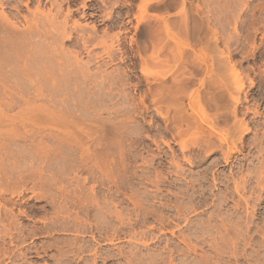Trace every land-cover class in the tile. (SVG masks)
<instances>
[{"label":"rangeland","instance_id":"1","mask_svg":"<svg viewBox=\"0 0 264 264\" xmlns=\"http://www.w3.org/2000/svg\"><path fill=\"white\" fill-rule=\"evenodd\" d=\"M45 1L46 0H42V4L40 3L39 5L35 3V1H33L29 4L30 11L26 9L23 4H21L23 6H20V4L18 5V7H21L18 8L19 12L14 10V8L12 9V5V7H10V5L8 4L2 6V9H4L6 13L13 15L14 18H12L10 15L8 16H10L11 21L14 20V24L19 27L20 30L18 29V27L14 28L15 30L17 29L16 32L18 33H21V30L23 32L27 31H25V28L27 29L28 23L25 22V19L23 20L22 16H24L25 18L28 17L29 20L28 18L27 20L29 22H31V20L33 22H40V20H36L38 19L36 16L39 17L40 15V19L43 18L42 15H44L45 13H52L53 15H55V17L51 15L53 16L52 21L55 27L61 29L60 26L65 24V28H67V30L72 28V31L69 30V32L70 36L73 37V39L71 37L72 40H65V37L61 38L60 40L59 36L54 35V33L57 34V31L59 29L57 31L56 29H50L51 31L49 30L50 32L48 34L45 32L48 30L46 28V25L43 24V27H41L42 23L40 24L38 22V25L40 24V27L38 28L41 30V32H38L37 35L43 33L42 36L41 34L39 35V37L41 36L42 39L41 37L35 38V36H33V39H35L36 42L32 41L33 39L31 38L32 40L30 39V41L21 44V46L22 48L23 45H25L24 47H27L26 44L29 45L28 42H33L35 43L34 46L39 45L38 49H36V46L33 47L38 50L37 52H39V54L41 55L40 50L43 51L45 48L43 50L40 49V45L42 44L44 47H46L45 44L48 45L47 47H50V49H47L46 47L45 52H43L44 54L42 53V56L44 55L43 58L47 57L46 59H48L47 54H51L49 55V61L45 58L39 60L41 56L37 54V52H34L36 50L32 51V49H34L32 48V43V45L29 46L28 49L31 51V54L33 52V54H37H35V56H33V54L31 55L33 56V59L36 58L35 61L31 58L32 62H30L29 55V61H25L27 62L26 64H28V66L20 63V67H18V62H21L23 60H11V62L15 63V66L18 64L17 67L21 68L22 70L25 66H27L25 68L29 67V69H31L30 65L33 64L34 67H31H33L34 71L39 69L40 75V71H44V69L47 70L46 72H43L44 74L41 75V79V76L38 74V70L35 73L32 72L34 75H36L37 73L35 77H37L38 75L40 76L37 77V79L39 78V80L36 79L35 81H38V83H40L43 88L41 89V97L43 98L40 97L38 99V102L34 101V90L33 88L31 89L28 85H25L27 84L25 82V79H21V82L23 83L22 88L26 89L22 90V92L25 93L26 91L27 93L28 90H30L29 92L33 90V93H31V95L30 93H25L24 95L21 91H19L21 93H19L18 90L15 91L16 88L14 89V85L12 86L10 91H8V89L6 88L7 85L6 87L3 85L5 87H3L4 89L2 88V86H0V88L2 89L0 90V94L2 95L0 96L1 100L7 97L6 94H12L15 91V94H12L14 96L13 100L16 98V93H18L21 96L23 95V97L18 95V98L20 97V99L22 98V100L26 99V101L30 99L29 101H27V104H30L28 102L32 100L31 103H36L34 106L38 105V103H41V107H43V105H45L44 97L46 96L47 98H45V103L47 105L45 106L49 107V104L51 106L49 107L50 109L45 107L46 109H48L47 113H42L44 112L43 109L42 111H39V109H37L39 112L35 110L37 113L33 111L35 114L31 116H28V113L25 112V114L23 112L24 115L20 114L23 124H21V121H19L18 119L14 120V118L11 119L14 122H10V119L8 118V125L6 124L8 119L4 120L5 122L2 120L3 123L9 127H11V124H14L15 122L16 126L18 124L23 125H18L19 128L21 127L20 129H18L16 126L15 128L18 129L20 137L24 139H20L19 136H15L14 134L13 135L15 137H12V134L9 130H12V128H7L8 131L6 130V135L11 134L8 135V137L6 135L3 136V133L6 132H3L5 130L4 128H2V130L4 129L2 131L3 133L0 132L2 134L1 137H5L0 138V143L2 142V140L6 142V144L2 142L3 144H5L4 147L2 144H0L3 147V149L1 150L4 151H0V157H2V154H4L3 159L1 160L0 158V169L2 168L4 172L9 171L8 174L10 176V179L8 177L7 179L5 178L7 181H10V183L7 182L8 187H4L5 190L2 193L3 196L2 199H0V203L6 202L7 204L5 203V206L12 207L11 205L16 202L13 205V209L17 211V208L20 207L19 209L23 210V215L21 213V215L18 217V220H20L21 223L20 225L23 228V235H26L24 236V238L26 237L24 239L26 241V243L24 242L26 245H23V249L26 250V248L28 247L32 248L33 246L34 248L36 246L39 251V255L43 254L41 257L33 256L25 259L27 261H24V259H22V261L20 259L18 260L19 263H16L20 264L21 262V264H62L63 262V264H67L68 262V264H70L75 259L74 263L83 264V261L85 259V262L88 261L87 264H89L90 262L93 263V261H95L93 264H103V262H106L107 264H125L126 260L125 257L122 258V255H127L129 254V252H137V254L135 253V255L137 256L135 260L136 262L140 260L137 262L140 264H264V239L261 238L262 236L264 238V39L263 41L260 40L261 34L258 33L257 38L254 42L256 48H253L252 44L248 43V41L244 38L247 34L246 29L244 28V30L242 29L243 27L238 25L240 26L238 27L239 34L243 37L238 40L235 39L229 41L228 45L225 44V41L223 43V40H226V36L228 35V33L229 35L232 34V36L234 37L236 36L233 30L234 23H232L234 22L233 20H235V18L232 20L229 19L227 21V18L223 17L222 15L227 14L228 11L235 14H238L239 11L240 14L243 13L244 11L238 9V5H241V3L239 4L237 0L236 2L238 3V5L233 0L232 2L234 3H232L231 0H210L211 2H209V0H187L188 2L186 1V3L184 4V6H186H181L183 7L184 11H182L183 9L181 10L180 6H177L175 8L168 9L167 13L163 11L165 13L164 15L162 11H158L152 8H148L147 11L146 9L144 10L143 8H139L140 0H56L58 2L57 4L55 3L56 5L52 3L53 6L48 1ZM246 1L247 0H245V2ZM259 1L260 0L247 1L248 9L243 8V10H246L245 13H243L245 18L246 15L248 17V14H250L251 12L249 8L253 7L252 5ZM59 3L61 6L59 5ZM224 3H226L227 6ZM54 5L56 6V8L60 6L58 10L62 11H55L56 8ZM7 6L10 7V10ZM194 6H196V9L198 7V9L204 14H199L197 12L198 9L195 10ZM4 7H6V9ZM37 7L38 11L36 10ZM186 7L188 11H191V9L194 10L189 13L188 11H186ZM222 7L224 10H226L227 13L222 9ZM2 9L0 7L1 11H3ZM34 10L36 11L34 12ZM141 10H144V12H141ZM1 11L0 13L5 14V11ZM31 11H33L34 13ZM40 11H42V14H40ZM180 11L189 13L190 15L186 14V16L184 13L181 14ZM194 11L197 13L198 17H196L197 15L193 13ZM214 11L216 14L214 13ZM32 13L36 15L34 16V18L36 19H30L33 16ZM191 13L194 17H192L194 21H191L192 19L191 17H189L191 16ZM213 13L215 15H213ZM64 14L68 17L64 18ZM179 14L180 17L183 14L185 15L184 18L189 17L188 19L186 18L185 22H182L184 21V19L181 21L184 24L187 23V20L191 21L187 23V26L189 28L194 25L198 30L197 26H201L204 24L203 27H200V31L198 30V32L196 31V33L193 34L197 36V38L199 37L200 40L191 34V30L190 33L188 32L189 28L186 26V24L183 25L188 28V30L186 31L187 33L185 32V34H183V31L181 32L182 24L180 25V30L178 29L180 32L176 34L174 33L177 31V28H179V26L177 25V23L180 21V17L178 16ZM206 14L208 15V17L212 18L209 19ZM210 14L213 16H210ZM14 15H16L17 18ZM155 15H157V17ZM161 15L166 16L169 19L167 22L169 26L167 28H165L163 25H161L162 23L160 24L159 22L160 19L158 18V16L161 17ZM216 15L218 18H220L219 21L216 18ZM214 17L217 19L216 21H214ZM222 17L225 21L223 19L221 20ZM182 18L183 17H181V19ZM16 19L18 20V22ZM207 19L209 21H207ZM169 22H171L172 24ZM74 23L78 24L76 30L74 28ZM162 26L165 28V32H162L164 31V29H162ZM207 26L209 29L207 28ZM172 27H174L173 30L175 31L171 29ZM151 28H153L154 30H152ZM183 29L184 31L186 30L185 28ZM155 30L163 33L159 34L161 35V38H168L167 40L170 41L167 42L165 39V41L167 42L166 43L164 40L159 38L160 36H156L158 39L162 40L161 42L164 41V43L162 44H169L168 47H171L173 49L172 50L170 48V51L172 53H169L170 51L168 52L166 50L168 49L167 46H163L161 44L162 48H166L165 50L163 48L164 52L159 51L158 56L162 55L164 57L163 54L168 56H165V59H163L162 56L158 59H163V61L168 64L167 66L163 61H157L158 59L156 57L158 56H155L157 54L153 55V52L151 53L152 47H149L150 43L148 40L150 38L149 36L152 35ZM261 30L263 31L264 29L261 28ZM262 31L260 32L264 33ZM199 32L203 36L197 35V33ZM156 33L158 32H155V34ZM164 33L167 34V37H165ZM188 33L190 37L188 35L186 36V34ZM210 33H212V41L215 40L213 38V34L215 33L218 39H216L217 41H214L215 43L213 42V44L211 40L209 42V35H211ZM50 35L51 37L52 35L57 36L55 37V39L54 37H48L49 40H54L50 41L51 43L47 38V36ZM220 35H222L223 37H221ZM79 36H81V38ZM82 36L84 38L86 37V40H88H85V44L84 41L82 43ZM204 36H206V38ZM218 37H220V39L222 40H220ZM204 38L206 40L208 38V43L206 42V40L203 41ZM56 39L57 42L55 41ZM45 40L50 44H48ZM196 40L197 42L199 41L200 44L193 42H196ZM146 41H148V43ZM37 42L38 45L36 44ZM52 42L55 43L53 44ZM146 43L148 44L147 49L143 48L144 44ZM51 44L52 46H50ZM111 44L114 45L113 48L109 47ZM22 48L17 51L21 54H27L29 50L24 51L25 49L23 48L22 52ZM217 48H219L220 51H224V53H226L220 54L222 52H219ZM46 50L50 53H47ZM228 51H230L229 54ZM219 56H221V59L227 56L225 58V63L231 60L229 62L230 68L231 64H233L232 66L235 67V70L233 68L229 69V66H227L228 64L225 65L224 62H222L224 60L223 59L220 60L221 63L225 66V69H223V71L226 72L229 69V73H232L234 77L235 73H233V71H237L239 69V75L241 73L239 77L243 81L242 91L239 94L241 103L236 104V107L238 106L237 117L243 118L244 122L248 124L246 125L249 127V130L246 133H242V136L240 135L241 140L237 142H235V139L239 136V131L238 133L237 131H235L234 133L232 132L233 128L231 131V128L227 127L231 126V122L229 123V121L233 120H228L229 124L226 123L227 121L222 124L221 120L223 118L220 119L217 114L218 111L216 112V109H219V104L217 105L216 102L222 104L220 106L221 109L223 106H228V102H230L231 98H229L227 93L232 91L231 88V91L228 90V84L232 87V85L236 83L235 77L234 79H230L232 77H230V74L227 73L228 71L226 72L227 75L223 74V76L222 73L224 72L222 71V73H220V70L218 71V68L215 64L217 63L216 61H218L217 59H220ZM37 57H39V61H37ZM141 58H143L144 62ZM145 58L147 60L149 58V60L147 61L145 60ZM172 58L175 59V61ZM227 58L229 60H227ZM51 59L54 63L56 62V66L50 65L52 68L50 66L48 67V62H51L50 64H53L52 61H50ZM42 60L45 64H47V67L46 65L45 68L43 67L44 63L42 62ZM151 61H156V63L160 62L161 65L158 64V67L155 65V67L158 68L155 69L153 64L156 63L152 64ZM170 61L172 62V64ZM187 61H189V67L194 63L198 65L196 67H199L200 64L205 63L206 65L212 67V69L210 73L208 72L206 75L196 73V84L193 85V81H190L186 84L184 83L185 85L191 83V85L193 86L192 87L191 85H187V90L189 91L187 92L189 94L186 92L187 94H185L188 95L186 97L184 96L185 94L182 93L185 87H181L182 92H179L178 90L180 88L178 89L176 86L179 84L177 81L182 80V78L186 76V74L188 75V71H191V69L189 70L188 65H186ZM37 62H40V64L42 65L37 64ZM57 63L64 65H59L61 69L60 72H63V75L58 72L59 69H56L57 71L54 72L53 76L56 75L55 73L57 72L61 74V76H63L62 80L64 78L63 82L66 81L64 82L66 85L64 83H61L62 80L56 81L55 84L54 78L58 77V74L54 77L50 75L52 73L51 69H53L54 71L55 68L58 67ZM180 63H184L185 65ZM219 63L218 66H223L222 64L219 65ZM11 64L13 63H10V66ZM66 64L70 65L69 67L71 69L68 68V66L66 67ZM14 65H12L10 70L9 65L8 69V66H5L9 72H12L15 71L14 69L12 70ZM37 65L41 66L43 69H41V67L36 68ZM77 65L81 66L80 69L83 68L82 74L78 72L79 69L76 70L78 67L75 66ZM0 66L3 68L4 64H0ZM53 66L55 68H53ZM162 66L165 68H163ZM181 66H183L184 69L183 67L181 68ZM226 66L228 67L227 70ZM64 67H66L65 69L70 70L64 71ZM159 67H162V69H160ZM166 67L168 68V71ZM2 68H0V71L2 73L6 72V70L2 71ZM73 68L75 70H73ZM180 68L182 69V71ZM17 70L19 71V69H16L15 71L16 75L18 74L17 76L14 74V72H12L10 75L8 74V72L6 73L8 75L5 77L6 74L3 75L0 72V77L3 78L4 76L3 79H8L9 76H11L10 78L19 76L21 78V70L18 73ZM71 70L77 71L78 73L75 74L74 72L73 74ZM177 70L179 72L177 73V75L175 74V79L173 80L174 73L177 72ZM67 71L69 72L68 74H72L67 76L65 74ZM183 71L186 74L183 73ZM49 72L50 74H48ZM12 74H14V76ZM72 75L75 76L74 78H76V82L80 81L75 86H73V82H75V80ZM199 75L202 76L199 78ZM61 76L56 78V80L61 79ZM16 77L14 79H16ZM43 77L47 78L48 80L51 77L50 81H52L51 83H54L55 86H58V84L60 83L62 85H59V87L55 89V87L52 84L50 85V82H48L47 79H43ZM68 77H70L71 79ZM203 77L205 78L204 84L207 83L205 81L209 77L213 78L210 82L214 80L215 83L218 81L220 82V80L222 83V81H225L226 79H230L229 81H231L232 83V80H235V83L233 84H230V82L225 83L227 80L223 82L227 86L224 84L221 87L222 89L226 88L224 90V94L228 98H225V96L222 94L224 91L222 92V90L219 88L220 90L218 92L221 91V94L225 99L221 98L220 93L219 95L215 94V96L217 95L218 97L215 99V104L213 102H210L215 106H218V108H216L215 110H211L214 109V106L212 104H210L211 109L209 108V110H207L206 107L208 101L205 100V97V99H202L201 97V91L205 88L207 91H210V89L213 87L212 85H215L214 81L212 82V84L210 83V85L208 83L205 85L202 84L200 86L199 82ZM2 78H0V82L4 84L5 81ZM250 78L254 82L253 84H250ZM12 79H10L9 81L12 82ZM8 80H6L7 83L5 82V84H8V87H11ZM42 80L44 82H46L47 80V83H45V85L44 83L42 84ZM67 80L69 82H67ZM166 80L168 81V83ZM209 80L210 79H208L207 81ZM94 81L96 82L94 83ZM163 81H165L166 84L172 85L171 88L173 87V83L175 84L176 81V83L178 84H175L174 88H177V92H179V94H183L184 96V98H181L183 103L181 102V99L179 101L181 102V106H184V110L179 103V105L176 104L178 102H176V97L178 98L179 96L180 98V95L177 94H175L177 96L172 95V97L175 98V103L173 102L174 99L172 100L171 96L168 97L170 100L167 99L168 101L164 103V106L166 107L167 104L172 101L171 103H169L171 105H168V108H164L163 105H161L163 107H161L162 110L166 109V111H168L167 113H165L166 111H163V114H167V121H163L166 119H161L162 117H158V115H156L155 111L152 109V102L150 101L152 98H150V93H152V91H155V88H160L159 83L161 85V82ZM14 82L15 80H13L11 84H13ZM154 83L155 85L157 84V87L154 85ZM163 83L162 85H164ZM46 84H49L50 87H47ZM43 85L44 87L46 86V90L52 87V91L55 89L56 92H59H52L50 89L49 91L52 93L48 94V91L44 92L45 89ZM63 85L65 89H63L64 87H62ZM207 85H209L210 87H205ZM202 86L204 88H202ZM217 86L219 87V84ZM224 86L225 88H223ZM164 87H166V85ZM6 89L8 93H5V95H3L2 93L5 92ZM62 89L64 91H62ZM172 89L171 92L174 90ZM196 89H198L201 94L199 101L197 98H194V91ZM215 89L217 88L215 87ZM91 90H94L95 92ZM217 90H215V93L217 92ZM213 91L214 90H212V92ZM65 93H67L66 95L68 96H64ZM213 93L211 94L213 95ZM57 94H59V96H57ZM191 94H194V96ZM12 95H10L11 97L8 95L9 98L7 97L8 99H6L9 101V99L12 98ZM28 95H30L31 97ZM33 95L34 97L32 98ZM49 95H52V97H49ZM53 95L56 98H54ZM245 95L247 99H245ZM38 97L39 96H36V98ZM59 97H61V102H65L66 100H69L70 102H65L64 105L59 102ZM62 97L67 99L63 100ZM18 98L14 100H18V104V101L11 102H14L13 106L12 104H10L11 109L9 107H6V109L1 105V108L6 112V114L11 113L12 115L19 116L18 111H22L21 108L22 106H24L22 104L26 103H22V100ZM53 98L54 101L52 106V103L50 101H52ZM55 99L58 101H56ZM40 101H42L43 103ZM54 103L57 104L55 105ZM204 104H206V106ZM61 105H64V108ZM201 105H203V107H201ZM39 106L40 105H38V107ZM54 106L55 108L60 106L61 109L60 107H58L60 112L58 111V108H56L57 110L55 108L52 109V107ZM231 106H233V104L229 107ZM25 107H23V109ZM176 108L180 109V111L178 110L179 113L182 111V113L179 114L182 115L180 116L182 117V119L178 117L179 115L177 114L178 112L176 111ZM34 109H36V107H34ZM28 110L31 111L29 107L26 111ZM227 110L229 111L228 108L226 109V111ZM49 111L53 115H49ZM224 111H221L223 112L222 115L224 114ZM16 112L18 113V115H16ZM174 112H176V114L178 115L177 118H179L180 120L177 118L174 119H176L177 121L179 120V123L172 119V116L176 117V114H174ZM214 112H216V115H214ZM218 113H220V111ZM213 116L214 118L218 116L220 121L218 119H214ZM24 117L25 119H23ZM4 118L6 119L7 117ZM231 118L233 119V117ZM81 119L82 121H84L82 124H80V122H82L80 121ZM28 123H30L31 125ZM78 123L80 125H78ZM174 124H176V126H174ZM177 124H179L180 127ZM185 124H187V126L189 127H186ZM6 125L1 126L0 124V127H6ZM88 125L92 127V131H96L94 134L90 133L92 131H89L90 127L87 128ZM176 127H179L177 129L181 130L179 131L180 133H178ZM22 128L24 129V131L29 130L30 133H28L29 131L24 133ZM94 128H96V130ZM227 128L229 129L226 130ZM30 129L34 130L36 133L38 131V133L36 134ZM40 129L41 132H39ZM20 130L24 134L21 133ZM62 131H66V133H62V135L66 134L65 138L63 136L62 138L59 135ZM67 131L73 133L74 131L79 132H76V134L74 133V135L73 133L68 134ZM13 132L14 131H12V133ZM50 132L51 134L52 132L60 133H57L58 135L56 134V137L55 134L51 136ZM33 133L35 135H33ZM29 134H31L32 136ZM76 135H78V137ZM88 135L91 136L89 137ZM54 136L56 138H54ZM33 138L35 139L33 140ZM206 142L209 143V145ZM9 143L11 144V146ZM7 144L9 145V147ZM180 144L182 146H185L186 148L183 150ZM218 144L220 148H218ZM211 145L213 148L211 147ZM18 152L22 153V157H20V155L17 157V159L15 155H19ZM222 153L228 155L227 161H225V159L223 158L224 155ZM14 156L16 160H14ZM7 158L9 159L7 160ZM19 158H21V161ZM5 159L6 161L4 162L3 160ZM17 160L23 163L19 164L18 162H15ZM12 162L14 164H12ZM1 164H7L5 165V167L8 166L6 170L5 167L1 166ZM18 164L19 166H21L20 168ZM15 168H19L18 170L20 172L18 173L22 174L24 178L23 176H19L16 174L18 170L16 171ZM259 169L260 171L262 170L261 173ZM7 172H5L6 175ZM14 173L16 174V177ZM260 175L262 178L261 181L263 180L262 183L259 182ZM17 176L20 177L21 184L16 183L18 182L17 179L19 178ZM21 179L24 181H21ZM236 183H239L238 185L240 186L238 190L235 189ZM19 185H22L23 188ZM91 186L94 191H90ZM17 189L21 192V194H15L13 196V193L18 192ZM12 191L13 193L11 195ZM91 192L94 193L92 194ZM3 198L5 200H3ZM257 198L259 200H257ZM7 201H9V203ZM16 204L19 205V207ZM75 215L79 217V221L81 219L80 223H84L82 224V226L80 223L78 224L80 225L79 227L78 225H76V223L74 224L73 218ZM96 220L98 223L96 222ZM129 220L131 223L130 225L127 223V221ZM70 221H73V224ZM87 221H89V224L86 223ZM90 222L92 224L91 227ZM99 223L103 225H98L100 227H103L102 229L100 227H97L96 224ZM95 225L96 227H94ZM76 227L79 229H77ZM31 231H33L34 234L37 232L39 233L34 235ZM75 231H79V233L76 234L77 232ZM83 231H86V233H84ZM97 232L100 234H97ZM30 234H33L34 236ZM92 235L96 237L95 240L92 238ZM109 238H112L113 240L111 243L108 242ZM74 240L76 241L74 242ZM53 242L56 243L55 246L53 245ZM87 242H89L88 245H84L87 244ZM64 243L66 244L64 245ZM46 244L47 248H44L46 247ZM78 244L79 246H77ZM66 246L68 247L66 248ZM76 246L78 248L86 246L87 248L84 247V249L82 248L83 250H79L76 248ZM64 247L66 253L64 251ZM39 248H41L42 251H40ZM93 248L94 251H91L93 250ZM62 249L63 252H61ZM44 250L46 252H44ZM78 250L80 252H78ZM95 250L99 253H97ZM88 251L91 253L88 254ZM119 251L122 252L121 255L118 254ZM76 253H78V255H80L83 260L80 259V257H78ZM79 253H82V256ZM60 254L63 255L61 256ZM75 254L77 255V257H74L76 256ZM91 254L93 256L99 255L98 257L94 256L95 258H99V260L92 258ZM106 255L107 257L103 259ZM57 256L59 257L57 258ZM64 256L65 258H63ZM127 256L126 257L129 258V255ZM131 256L132 255H130V257ZM66 257L68 259H66ZM60 258L62 259V262L60 261ZM78 258L80 259V261ZM87 258H90V262L89 260H87ZM134 258L133 262H135ZM76 259L78 260L77 262ZM3 260L7 261L6 259Z\"/></svg>","mask_w":264,"mask_h":264},{"label":"bare ground","instance_id":"2","mask_svg":"<svg viewBox=\"0 0 264 264\" xmlns=\"http://www.w3.org/2000/svg\"><path fill=\"white\" fill-rule=\"evenodd\" d=\"M33 1H35V3H37V4L39 5V4L41 3L42 0H25V1H24V0H0V7H1V9H2V8H3L2 6H4L5 4H8V5H10V7L13 6L12 9L14 8V10L18 11V10H19L18 8H19L20 6H23V5H24L25 8L29 10V4L32 3ZM47 1H48L49 3H51V5H52V3H54V4L56 3V4H57V2H58V1H56V0H55V1H53V0H46L45 2H47ZM50 1H51V2H50ZM63 1H64V0H63ZM186 1H187V0H140V1H139V2H140V3H139V4H140V5H139V6H140L139 8H143L144 10L146 9V11H147L148 8H152V9H155V10H158V11H162V12L164 11L165 13H167V12H168V11H167L168 9H172V8L177 7V6H180V8H181V10H182L183 7H181V6H184V4L186 3ZM211 1H212V0H211ZM211 1L209 0V2H211ZM215 1H216V0H215ZM219 1H220V0H219ZM219 1H217V2H219ZM223 1H224V0H223ZM228 1H229V0H228ZM233 1H235V3H236L237 5H238V3H239V4L241 3V5H238V6H239L238 9L244 11L243 13H245V11H246V10H243V8H244V9H248V7H247V1H248V0H247L246 2H245V0H244V1L241 0V2H240V0H237L238 3L236 2V0H233ZM61 2H62V1H61ZM187 2H188V1H187ZM225 2H226V1H225ZM231 2H232V0H231ZM62 3H63V2H62ZM62 3H61V4H62ZM207 3H208V1H207ZM222 3H223V2H222ZM226 3H227V2H226ZM226 3H224V4L226 5ZM232 3H234V2H232ZM19 4H20V6L18 7ZM21 4H23V5H21ZM41 4H42V3H41ZM56 4H55V5H56ZM84 4H85V3H84ZM187 4H188V3H187ZM192 4H193V3H192ZM227 4H228V3H227ZM248 4H249V3H248ZM11 5H12V6H11ZM55 5H54V6H55ZM59 5H60V3H59ZM82 5H83V4H82ZM114 5H115V4H114ZM222 5H223V4H222ZM52 6H53V5H52ZM57 6H58V5H57ZM60 6H61V5H60ZM60 6H58V8H59ZM185 6H186V5H185ZM185 6H184V7H185ZM187 6H188V5H187ZM226 6H227V5H226ZM228 6H229V5H228ZM252 6H253V7L250 6L251 8H249V9L251 10V12H250V14H248V17H247V15H246V18L244 17V14H243V13L240 14V11H239V10H238V11H239L238 14L230 13L228 10H227V11H228V13H227L226 10H224L223 7H222V9L227 13V14L222 15V16L225 17V18H227V21H228L229 19L232 20V19L235 18V20H233L234 22H232V23H234V25H233V30H234V33H235V36H236V37H234V36H232V34L229 35V33H228L227 36L225 35V36H226V40H223V43H224V41H225V44L228 45L229 41H232V40H235V39L238 40V39H240L241 37H243V36H241V35L239 34V28H238V27H240V26L243 27L242 29H244V28L246 29L247 34L245 35L244 38H245V40L248 41V43L252 44V47H253V48H256V46L254 45V42H255V40H256V38H257V34H258V33L261 34V36H260V40L263 41V39H264V33H261L260 31H262L261 28L264 29V0H260L259 2L253 4ZM7 7H9V6H7ZM10 7H9V10H10ZM192 7H193V6H192ZM231 7H232V5H231ZM4 8L6 9V7H4ZM20 8H21V7H20ZM55 8H56V6H55ZM58 8H56L55 11H56V10H57V12H58V11H62V10H58ZM84 8H85V7H84ZM136 8H137V7H136ZM189 8H190V7H189ZM35 9H36V8H35ZM39 9H40V8H39ZM177 9H178V8H177ZM185 9H186V11H188V10H187V7H186ZM190 9H191V8H190ZM194 9L197 10L198 7H197V9H196V6H194ZM194 9H193V10H194ZM215 9H216V8H215ZM2 10L5 11L4 9H2ZM36 10L38 11V7H37ZM36 10H34V12H35ZM144 10H141V12H144ZM193 10L191 9V11L189 10L188 12L190 13V12H192ZM213 10H214V9H213ZM223 10H222V11H223ZM0 11H1V10H0ZM3 11H1V12H3ZM29 11H30V10H29ZM67 11H68V10H67ZM70 11H71V10H70ZM182 11H184V9H183ZM186 11H185V12H186ZM199 11H200V10L198 9L197 12H198L199 14L202 13V11H200V12H199ZM216 11H217V10H216ZM219 11H220V10H219ZM219 11H218V12H219ZM232 11H234V10H232ZM232 11H231V12H232ZM18 12H19V11H18ZM31 12H33V11H31ZM34 12H33V13H34ZM40 12H41L40 14H42V11H40ZM68 12H69V11H68ZM71 12H72V11H71ZM164 12H163V14L165 15ZM180 12H181V11H180ZM180 12H179V13H180ZM33 13H32V15H33L32 18H30V19H36V18H34V16H36V15H34ZM43 13H44V12H43ZM66 13H67V12H66ZM69 13H70V12H69ZM158 13H159V12H158ZM182 13H184V12H181V14H182ZM189 13H184V14H185V15H186V14H187V15H190ZM193 13H195V15H197V13H196L195 11H194ZM214 13H215V11H214ZM214 13H213V15L216 14V13H215V14H214ZM6 14H7V15H6ZM12 14H14V13H12ZM16 14H17V13H16ZM160 14H161V13H160ZM184 14H183V15H184ZM202 14H204V13H202ZM207 14H208V13H207ZM207 14H206V15H207ZM220 14H221V13H220ZM8 15H10L12 18H14L13 15L6 13V11H5V14L0 13V21H1V22H0V64H4V66H5V65H7V66L9 65V66H10V63H13V64H11L10 68H9V66L7 67V69L9 68V70H10L11 67H12V65L15 64L14 62H11V60H12V61H21V60H23V61L18 62V63H19V66H18V64H17L16 66L14 65L13 68H12V70L14 69L15 71H16V69H19V71L21 70V72H20V74H21V78H20L19 76H18V77H19L20 79H19L18 77H16L18 74L16 75L15 71H12V72H14V74H15L16 76H14V74H12V75L14 76V77H12L13 79L10 78L11 76H9V78L12 79V82H13V80H15V82H14L13 84H11L12 82L9 81L10 79H9L8 77H7V78H8L9 80L6 79V78L3 79V78H4V76H3V78H2V77H0V78H2L5 82H6V80H8V82H9V84H10L11 87H8V84H5V82H4L3 80H2V81L4 82V84H3L2 82H0V86H2V88H3L4 86L6 87V85H7L6 88L8 89V91H10V89H11L12 86L14 85V89L16 88L15 91L18 90V92H19V91L22 92V90H24L25 88H24V89L22 88L23 83L21 82V81H22L21 79H25V80H26L25 82H26L27 84H25V82H24V84H25V85H28L31 89L33 88V90H34V91L31 90V92H29L30 90H28V88H27V86H26V88H27V90H28L27 93H30V95H31V93L34 92L33 94L35 95V97H34V95H33L32 98L34 97V98H35L34 101H37V102H38V99L42 96L41 89H43V88H42V85H41L40 83H38V81L36 82L35 80L37 79V77H40L41 75H43V74H44L43 72H46L47 70L44 69V71H40V72H41V75H40V74H39V69H37V70H38V74H39L40 76L38 75L37 77H35V76L37 75V73H36V75H34L33 73L37 72V70L35 69L36 71H34V69H33L34 64H33V65H30V68H31V69H29V67H28V68H25V67L28 66V64H26V63L29 61L28 56L30 55V57H29V58H30V62H32L31 60L33 59V56H35V54H36V53H35V54H33V53L38 51V50H36V49L39 48V45H38V42H39V41L36 43L38 46L35 45V46H36V49L34 48V47H35V46H34L35 43H33V42H31L33 45H32L31 43L28 42L29 45L26 44L27 47H24L25 45H23V48L25 49L24 51L29 50V49H28L29 46L32 45V48H34V49H32V51L36 50V51H34V52L32 53L33 56H31L32 54L30 53V52H31L30 50L28 51L30 54L27 52L28 55H27V54H24V53H22V54H23V55H22V54L19 53L17 50H19V49L22 48L21 44H23V43H25V42H27V41H30L31 38L33 39V38H34L33 36H35V38H36V37H39L40 34H41V36L43 35V33H40L39 35H37L38 32H41V30L38 28V27H40L39 25H40L41 23H42V26H41V27H43V24L46 25V28H47L48 30H47L46 28H45V29H46L48 32H47V31H45V32L48 33V34H49V32H50L51 30H53V29H56V31L59 29V30L57 31V34H55L54 31H53V33H54V35L59 36L60 40H61V38H63V37H65V38H64L65 40H66V39H70V40H72L73 37L70 36V32H69V30L72 31V30H71L72 28L69 29V30H67V28H65V27H66L65 24H63L62 26H60L61 29L58 28V27H55V25H54V23H53V21H52V20H53V16L55 17V15H53L52 13H51V14H49V13H45L44 15H42L43 18H40V19H39V17H41V16H40V15H39V17L36 16V17L38 18V19H36V20H40V22L38 21V22L40 23L39 25H38V22H37V21H34V22H33V21L31 20V22H29V21H28V20H29L28 17L25 18L24 16H22V17H23V20L25 19V22L28 23V25H27V29L25 28V31H26V30H27V31H26V32H23V31L21 30V31H20L21 33H18V32H16L17 29H16V30L14 29L15 27L17 28L18 26L14 24V23H15L14 20L11 21L10 16H8ZM51 15H53V16H51ZM58 15H59V14H58ZM64 15H65V14H64ZM183 15L181 16V17H183L182 19H181V17H180V14L178 15V16L180 17V18L178 17L179 20H180V21H179L180 23H179V22L177 23V25L179 26V28H177V31H178V32H177V31L174 32L175 34L180 32L179 30H180L181 26H182L181 32L183 31L182 33L185 34V32H186V31L188 30V28H189V27L187 26V23H188V22H191V21H194V20L192 19L193 16H192V13H191V16H189V17H191L192 20H191V21L187 20V23H185V24H186V26H187L188 28L185 27V26H184L185 24L182 23V22H185L187 17L184 18L185 15H184V16H183ZM187 15H186V16H187ZM193 15H194V14H193ZM213 15L210 14V16H213ZM217 15H218V14H217ZM217 15H216V18H217L218 21H219L220 18H218ZM14 16L16 17V15H14ZM155 16L157 17V15H155ZM166 16H167V14H166ZM166 16H162V15H161V17L158 16V18L160 19V21H159L160 24L162 23L161 25H163L165 28H167V27L169 26V24L167 23L169 19H168ZM67 17H68L67 15L64 16V18H67ZM189 17H188V18H189ZM196 17H198V15H197ZM207 17H208V15H207ZM220 17H221V16H220ZM223 17L221 18V20L223 19ZM16 18H17V17H16ZM27 18H28V20H27ZM158 18H157V19H158ZM188 18H187V19H188ZM193 18H194V17H193ZM208 18L210 19V18H212V17H208ZM216 18L214 17V19H215L214 21L217 20ZM41 19H42V20H41ZM157 19H155V20H157ZM171 19H172V18H171ZM175 19H176V18H175ZM175 19H173V20H175ZM183 19H184V21H182ZM199 19H200V18H199ZM205 19H206V18H205ZM16 20H17V19H16ZM16 20H15V21H16ZM176 20H177V19H176ZM212 20H213V19H212ZM212 20H211V21H212ZM223 20H224V19H223ZM64 21H65V20H64ZM181 21H182V22H181ZM201 21H202V20H201ZM207 21H209V20L207 19ZM224 21H225V20H224ZM17 22H18V20H17ZM159 22H158V23H159ZM202 22H203V21H202ZM158 23H157V24H158ZM169 23H171V22H169ZM175 23H176V22H175ZM193 23H194V22H193ZM204 23H205V22H204ZM208 23H209V22H208ZM215 23H216V22H215ZM217 23H218V22H217ZM166 24H167V25H166ZM171 24H172V23H171ZM181 24H182V25H181ZM183 24H184V25H183ZM221 24H222V23H221ZM45 25H44V27H45ZM59 25H60V24H59ZM66 25H68V24H66ZM158 25H159V24H158ZM177 25H176V27H177ZM180 25H181V26H180ZM203 25H204V24H203ZM203 25H201V26L203 27ZM228 25H229V24H228ZM238 25H240V26H238ZM77 26H78V24H77V23H74V28H75V30H76ZM159 26H160V25H159ZM163 26H162V29H164V31H162V32H165V28H164ZM189 26H191V25H189ZM201 26H197V27H198V30L200 29ZM25 27H26V26H25ZM92 27H93V26H92ZM170 27H171V26H170ZM170 27H169V28H170ZM205 27H206V26H205ZM205 27H204V28H205ZM209 27H210V26H209ZM11 28H12V29H11ZM69 28H70V27H69ZM74 28H73V30H74ZM79 28H80V27H79ZM153 28H154V27H153ZM153 28H151V29L154 30L155 28H154V29H153ZM156 28H157V26H156ZM160 28H161V27H160ZM173 28H174V27H172L171 29L173 30ZM183 28H185V29L187 28V29L184 31ZM191 28H192V29H191ZM191 28H189L188 32L190 33V30H191V32H192L191 34H192V35L195 34L196 31L198 32L197 28H196L194 25H193ZM207 28H208V26H207ZM13 29H14L15 31H14ZM18 29H19V27H18ZM21 29H22V28H21ZM38 29H39L40 31H39ZM50 29H51V30H50ZM81 29H82V28H81ZM151 29H150V30H151ZM162 29H161V30H162ZM178 29H179V30H178ZM205 29H206V28H205ZM208 29H209V28H208ZM208 29H207V30H208ZM245 29H244V30H245ZM19 30H20V29H19ZM23 30H24V29H23ZM37 30H38V31H37ZM49 30H50V31H49ZM60 30H61V31H60ZM66 30L68 31V34H67V31H66ZM93 30H94V29H93ZM156 30H158V29H156ZM156 30H155V32H158V33L155 34V32L152 31L153 33H152V35L149 36L150 38H149L148 41H149V43H150L149 47H150V48L152 47L151 53L153 52V55L157 54V55H155V56H158L159 51H160V52H161V51L164 52V50H165V48H166V47H163V48H164V50H163V48H162V46H161V44L164 43V41H165L166 38H165V39H164V37L161 38V35H159V34L162 33V32H161V33L159 32L160 29H159V31H156ZM169 30H170V29H169ZM172 30H171V31H172ZM146 31H147V30H146ZM173 31H175V30H173ZM199 31H200V30H199ZM210 31H211V30H210ZM22 32H23V33H22ZM168 32H169V31H168ZM214 32H215V31H214ZM216 32H217V31H216ZM262 32H264V30H263ZM150 33H151V32H150ZM186 33H187V32H186ZM189 33L186 34V36L188 35V36L190 37ZM230 33H231V32H230ZM232 33H233V32H232ZM234 33H233V34H234ZM71 34H73V33H71ZM148 34H149V33H148ZM157 34H158V35H157ZM162 34H163V33H162ZM210 34H211V35H209V36H210L209 42H210V40H211V42H212V44H213V42H214V41H217L218 39H217V36H216V33H215V34H213V38H214L215 40L212 41V38H211V37H212V33H210ZM54 35H52V37H54V39H55V37H57V36H54ZM88 35H89V34H88ZM164 35H165V37H167V36H166L167 34L164 33ZM192 35H191V36H192ZM197 35H202V34H200V32H199V33H197ZM204 35H205V34H204ZM214 35H215V36H214ZM217 35H218V34H217ZM222 35H223V34H222ZM222 35H220V36L223 37ZM31 36H32V37H31ZM41 36H40V37H41ZM156 36H157V37L160 36L159 38H161V39L164 40V41L161 42L162 40L158 39ZM184 36H185V35H184ZM193 36H195V35H193ZM193 36H192V37H193ZM202 36H203V35H202ZM209 36H208V38H209ZM40 37H39V38H40ZM44 37H45V36H44ZM48 37H49V38H52L51 35H50V36H47V38H48ZM71 37H72V39H71ZM79 37L81 38V36H79ZM79 37H78V38H79ZM182 37H183V36H182ZM192 37H191V39H192ZM195 37L197 38V36H195ZM195 37H194V38H195ZM200 37H201V36H200ZM204 37L206 38V36H204ZM49 38H48V41H49V42L53 40V39H50V40H49ZM59 38H58V39H59ZM80 38H79V39H80ZM87 38H88V37H87ZM183 38H184V37H183ZM185 38H187V37H185ZM205 38L203 39V41L206 40ZM208 38H207V40H206L207 43H208ZM218 38L220 39V37H218ZM32 39H31V40H32ZM41 39H42V37H41ZM82 39H83V40H82V43H83V41H84V44H85L86 37L84 38V37L82 36ZM167 39H168V38H167ZM167 39H166V41H167V42H170V41H168ZM197 39L200 40L199 37H198ZM216 39H217V40H216ZM223 39H224V38H223ZM99 40H100V39H99ZM193 40H194V39H193ZM201 40H202V39H201ZM220 40H222V39H220ZM245 40H244V41H245ZM32 41L36 42L35 39H33ZM45 41H46V40H45ZM53 41H54V40H53ZM55 41L57 42V39H56ZM62 41H63V40H62ZM62 41H61V42H62ZM68 41H69V40H68ZM86 41H88V40H86ZM148 41H146V42L148 43ZM166 41H165V42H166ZM40 42H41V41H40ZM46 42H47V41H46ZM167 42H166V43H167ZM171 42H172V41H171ZM193 42H194V43H199V41L197 42V40H196V42H195V41H193ZM226 42H227V43H226ZM260 42H261V41H260ZM47 43H48V42H47ZM50 43H51V42H50ZM50 43H48V44H50ZM52 43H53V42H52ZM54 43H55V42H54ZM54 43H53V44H54ZM147 43L144 44L143 48L147 49V47H148V44H147ZM214 43H215V42H214ZM73 44H74V43H73ZM199 44H200V43H199ZM204 44H205V43H204ZM162 45L164 46V45H166V44H162ZM168 45H169V44L166 45L167 48H168V49H166V50L169 52L172 48H171V47H168ZM19 46H20V47H19ZM33 46H34V47H33ZM40 46H41L40 49L43 50L44 48L46 49V47H47L48 45L45 44L46 47H44V46L41 44ZM42 46H43V47H42ZM50 46H52V44H51ZM209 46H210V45H209ZM215 46H216V45H215ZM215 46H214V47H215ZM53 47H54V46H53ZM53 47H52V48H53ZM75 47H76V46H75ZM109 47H110V48H113L114 45L111 44ZM23 48H22V52H23ZM48 48L50 49V47H47V49H48ZM85 48H86V47H85ZM170 48H171V49H170ZM212 48H213V47H212ZM40 49H39V50H40ZM45 49H44L43 51L40 50L41 55L39 54V52H37V54H39V55L41 56L40 59H39V57H37V61H39V60H41V59L43 58L44 55L42 56V53L45 52ZM118 49H119V48H118ZM161 49H162V50H161ZM217 49L219 50V48H217ZM53 50H54V49H53ZM172 50H173V49H172ZM218 50H217V51H218ZM227 50H228V49H227ZM51 51H52V49H51ZM146 51H147V50H146ZM146 51H145V52H146ZM167 51H166V52H167ZM46 52H47V50H46ZM53 52H54V51H53ZM88 52H89V51H88ZM163 52H162V53H163ZM219 52H222V51L219 50ZM229 52H230V51H228V54H229ZM47 53H50V52H47ZM47 53H46V54H47ZM143 53H144V52H143ZM143 53H142V54H143ZM169 53H172V52L170 51ZM169 53H168V54H169ZM223 53H224V51H223L222 53H220V54H223ZM225 53H226V52H225ZM225 53H224V54H225ZM37 54H36V55H37ZM43 54H44V53H43ZM218 54H219V53H218ZM39 55H38V56H39ZM49 55H51V54H49ZM49 55L47 54L48 59H49ZM160 55H161V54H160ZM163 55H164V57L161 55L163 59H165V56H168V55H165V54H163ZM170 55H171V54H170ZM71 56H72V55H71ZM155 56H154V57H155ZM161 56H158V57H156V58H157V59H158L159 57L161 58ZM173 56H174V55H173ZM175 56H176V53H175ZM177 56H178V55H177ZM187 56H188V55H187ZM224 56H225V55H224ZM228 56H229V55H228ZM170 57H171V56H170ZM178 57H179V56H178ZM226 57H227V56H226ZM226 57H225V58H226ZM31 58H32V59H31ZM44 58H45V57H44ZM44 58H43V59H44ZM46 58H47V57H46ZM46 58H45V59H46ZM151 58H152V57H151ZM166 58H168V57H166ZM176 58H177V57H176ZM186 58H187V57H186ZM219 58H220V59H217L218 61H216L217 63H216L215 65H216V67L218 68V71L220 70L219 72L222 73L223 69H225V66L221 63L220 60H223V59H224L222 62H224L225 65L228 64L227 66H229V64H230L229 62H230L231 60H230L229 62L225 63V58H224V57L221 59V56H219ZM228 58H230V57H228ZM228 58H227V60H229ZM35 59H36V58H34L33 60L35 61ZM38 59H39V60H38ZM48 59H46V60H48ZM54 59H55V58H54ZM141 59H142V61H143V58H141ZM157 59H156V60H157ZM163 59H162V60H161V59H158L157 61H160V60H161V62H162ZM172 59H173V58H172ZM178 59H179V58H178ZM187 59H188V58H187ZM27 60H28V61H27ZM55 60H56V59H55ZM145 60H147V59L145 58ZM148 60H149V58H148ZM148 60H147V61H148ZM152 60H154V59H152ZM170 60H171V58H170ZM173 60L175 61V59H173ZM183 60H186V59H183ZM25 61H27V62H25ZM48 61H49V60H48ZM48 61H47V62H48ZM50 61H52V59H51ZM78 61H80V60H78ZM174 61H173V62H174ZM9 62H10V63H9ZM22 62H23V63H22ZM42 62L44 63L43 60H42ZM42 62H41V63H42ZM143 62H144V61H143ZM151 62H152V61H151ZM163 62H164V61H163ZM170 62H171V61H170ZM183 62H186V61H183ZM188 62H189V61H187V64H186V65H188ZM219 62H220V63H219ZM16 63H17V62H16ZM20 63L23 64V65H27V66H25V67L22 66V67H24V69L22 70L21 68H18V67H20ZM35 63H36V62H35ZM50 63H51V62H48V64H49L48 67H49L50 65L52 66V65H55V64H56V62L54 63L53 61H52L53 64H50ZM76 63H77V62H76ZM84 63H85V62H84ZM153 63H156V61H155V62H152V64H153ZM191 63H192V62H191ZM218 63H219V65L222 64L224 67H223V66H218ZM31 64H32V63H31ZM37 64L42 65V64H40V62H37ZM57 64H58V65H57L58 67H59V65H62V64H59V63H57ZM68 64H69V63H68ZM158 64L161 65L160 62H157L156 64H153V66H154L155 69L158 67V66H157ZM164 64H166V63L164 62ZM169 64H170V63H169ZM171 64H172V62H171ZM180 64L185 65L184 63H180ZM189 64H190V63H189ZM194 64H195V63H194ZM194 64H193V65H194ZM45 65H46V67H47V64L44 63V64H43V67H44V68H45ZM75 65H76V64H75ZM155 65H156L157 67H155ZM167 65H168V64H166V66H167ZM178 65H179V64H178ZM178 65H177V66H178ZM193 65L191 64L190 67H189V65H188L189 70L191 69V71H188V70H187V71H188V75L185 73V72H186V68H185V72L183 71V73H185L186 76H184V77L182 78V80L177 81V79H176V81H177L179 84L176 83V81H175V84H176V85L178 84L176 87H177L178 89L180 88L181 91H180V89L178 90L177 88H174V85H175L174 83H173V87H172V88L175 90V93H174V90L171 88L172 85L166 84L165 81H163L164 83L161 82V85H160V83H159L160 88L157 87V86H156L157 84L155 85V83H154V85H155L158 89L155 88V91H152V93H150V98L152 97L150 101L152 102V105H153L152 109L155 111L156 115H158V117H162L161 119H166V120H163V121H167V120H168V119H167L168 117H166L167 114H166V115L163 114V113H164L163 111H166V109L162 110V108H163V107H164V108H168V105H171V104H169V103L172 102V101H170V102L167 104L166 107L164 106V105H165L164 103L167 102L168 100H170L168 97L171 96L172 100L174 99L173 102L175 103V98H173L172 95H175V94L180 95V98H179V96H178L179 99L176 97V102L178 101L176 104L179 105V104L182 102V99H181V98H184V96H186V97L188 96V95H186V94L189 92V91L187 90V89H188V88H187V87H188L187 85L190 86L191 83H190V84H187V85H185V84H186V83H189L190 81H191V82L193 81V85L196 84V81H195V80H196L195 77H196V75H197L196 73L206 75L208 72L210 73V71H211V69H212V67L206 65L205 63H204V64H200L199 67H196V66H198L197 64H195L194 66H193ZM232 65H233V64H231V68H233V69L235 70V67H233ZM1 66H2V65H1ZM1 66H0V68H2ZM4 66H3V68H2L1 70H2V71H5V70H6V72H3V73H2V72L0 71L3 75H5L6 73L9 72V71L6 69V66H5V69H4ZM17 66H18V67H17ZM31 66H33V67H31ZM51 66H50V67H51ZM55 66H56V65H55ZM62 66H64V65H62ZM67 66H68V68H70V67H69L70 65H67V64H66V67H67ZM169 66H171V65H169ZM179 66H180V65H179ZM192 66H193V67H192ZM227 66H226V67H227ZM235 66H236V65H235ZM14 67H17V68H14ZM38 67H41V66H38V65H37L36 68H38ZM58 67L55 68V67L53 66V68H55V70L53 71V69H51V70H52V73L50 74V72H51V71H50L48 74H50L51 76H53L54 72H56L58 69H59L58 72L61 73V72H60L61 69H60V67H59V68H58ZM66 67L63 68L64 71H65V70H70V69H71V68H70V69H65ZM75 67H78L76 70L79 69L78 72L82 74V71H83L82 69H83V68L80 69L81 66H78V65L75 66ZM162 67H163V66H162ZM162 67H159V68L162 69ZM182 67H183V66H181V68H182ZM185 67H186V66H185ZM195 67H196V68H195ZM220 67H221V68L223 67L222 70H221ZM51 68H52V67H51ZM61 68H62V67H61ZM97 68H98V67H97ZM163 68H165V67H163ZM166 68H167V67H166ZM181 68H180V69H181ZM188 68H187V69H188ZM194 68H195V69H194ZM219 68H220V69H219ZM231 68H230V66H229V69H231ZM41 69H43V68L41 67ZM46 69H47V68H46ZM56 69H57V70H56ZM84 69H85V68H84ZM157 69H158V68H157ZM183 69H184V67H183ZM227 69H228V67L226 68V70H227ZM229 69L227 70L228 72L226 71L227 73H229ZM236 69H237V68H236ZM29 70H32V71H29ZM49 70H50V69H49ZM73 70H75V69L73 68ZM73 70H71L73 74H74V72H75V74L78 73L77 71H73ZM80 70H81V71H80ZM170 70H171V69H170ZM215 70H217V69H215ZM238 70H239V69H238ZM238 70H237V71H233V73H235L234 77H235L236 83L234 82L235 80H234V81L232 80V83H231V81H229L230 79H234L233 74H232V73H231V74L229 73V74H230V77H232V78H230L229 80L226 79L227 81H226L225 79H223V80H225L226 82H225V81H222V83H221V80H220V82L217 80L218 82L215 83V81L212 80V82L214 81V84H215V85H212L213 87L211 86V87L213 88V89H212V88L210 89L211 92H210V91H207L206 88H205V89H203V90L201 91V92H202V95L200 94V91H199L198 89H196V90L194 91V92H195V96H194V94H191V95L194 96V98H197L198 101L200 100V95H201L202 99L205 97L206 99H205V98H204V99H205L206 101L209 102V103L207 102V107H206L207 110H209V108L211 109L210 104H212V103H210V102H213V103H214V102H215V99L218 98L217 95H219V93L221 94V93L226 89L225 86L223 87V88H225V89H222L221 86H223L225 83H229V82H230V84L235 83L234 85H232V87H231V85L229 86V84H228V87H229V88L227 87L228 90L231 91V89H232V91L229 92V93H227V92H228V90H227V92H226V93L228 94L229 98H231V100H232V101L230 100L231 104H230V102H228V106H227V105H226V107L223 106L222 109H221L220 106H221L222 104L216 102L217 105L219 104V109H218V110L216 109V108H218V106L216 105V106H217V107H216V106L214 105L215 103L212 104V105L214 106V109H211V110H215V109H216V112H217V111H218V112L220 111V113L217 112V114H218V116L220 117V119L223 118V119L221 120V123H222V124H223L224 122H226V121H227L226 123H228V120H233V121H229V123L231 122V123H230L231 126H227V127H230V128H231V129H230L231 131H232V128H233V131H232V132H234V133H235V131H237V133H238V131H239L240 134H239L238 137L236 136L237 138L235 139L236 141L234 140L235 142L240 141V140H241V136H242L241 134H242V133H246V132L249 130V127L247 126L248 124L244 122L243 118H241V117H240V118L237 117V116H238V115H237V113H238V112H237V111H238V110H237V107H238V106L236 107V104H237V103H239V104L241 103V99L239 98V97H240L239 94H240V92L242 91V87H243V84H242L243 81H242L241 78L239 77V76L241 75V73H240V75H239V73H238L239 71H238ZM19 71L17 70V73H18ZM71 71H70V72H71ZM167 71H168V68H167ZM181 71H182V69H181ZM196 71H197V72H196ZM218 71H217V72H218ZM12 72H9L8 74L10 75ZM32 72H33V73H32ZM58 72L55 73L56 75H54V76H57V74H58L59 76H61V74L63 75V72H62L61 74H59ZM178 72H179L178 70H177V72H175V73L173 72V73H174V77L171 76V77H173V80L175 79V74L177 75ZM219 72H218V73H219ZM223 72H224V71H223ZM226 72L222 73V76H223V74H224V75H227ZM240 72H242V71H240ZM64 73H65V72H64ZM68 73H69V72L67 71L65 74H66L67 76L70 75V74H72V73H70V74H68ZM183 73H181V74H183ZM8 74H6L5 77H6ZM31 74H32V75H31ZM103 74H104V73H103ZM229 74H228V76H229ZM33 75H34V76H33ZM66 75H65V76H66ZM218 75H219V74H218ZM231 75H232V76H231ZM1 76H2V75H1ZM46 76H47V75H46ZM54 76H53V77H54ZM59 76H58V77H59ZM65 76H64V77H65ZM72 76H73V75H72ZM86 76H87V75H86ZM105 76H106V75H105ZM201 76H202V75H201ZM201 76L199 75V78H200ZM213 76H214V75H213ZM213 76H212V77H213ZM15 77H16V79H14ZM47 77H48V76H47ZM58 77H56V78H58ZM62 77H63V76H61V79H58V80H56V78H54V80H55V81H54L55 84H56V81L62 80ZM70 77H71V76H70ZM70 77H68V78H70ZM74 77H75V76H73V78H74ZM84 77H85V76H84ZM159 77H160V76H159ZM177 77H178V76H177ZM181 77H182V75H181ZM181 77H180V79H181ZM197 77H198V76H197ZM212 77H209V78H208V79H210L209 81H207L208 79H206L205 82H207V83H205V84H208V83H209V85H210V83L212 84V82H210L211 79H213ZM41 78H42V76L40 77V79H41ZM50 78H51V77H50ZM50 78H49V80H48L47 78H44V77H43V79H47L48 82H50L49 84L51 85V84H52V83H51L52 81H50ZM65 78H66V77H65ZM73 78H72V79H73ZM102 78H103V77H102ZM102 78H101V79H102ZM199 78H198V79H199ZM225 78H226V77H225ZM227 78H228V77H227ZM66 79H67V78H66ZM66 79H65V80H66ZM70 79H71V78H70ZM70 79H69V80H70ZM75 79H76V78H74V80H75ZM79 79H80V78H79ZM95 79H96V78H95ZM178 79H179V78H178ZM193 79H194V80H193ZM204 79H205V78L203 77L202 80H201L200 82L198 81L200 86H201L202 84H204ZM216 79H217V78H216ZM242 79H243V78H242ZM37 80H39V78H38ZM47 80H46V82H44V81L42 80L43 82H41V83H42V84L44 83V85H45V83H47ZM63 80H64V78H63ZM63 80H62L61 83L66 82V81L63 82ZM74 80H73V81H74ZM147 80H148V79H147ZM163 80H165V79H163ZM173 80H172V82H173ZM0 81H1V79H0ZM40 81H41V80H40ZM73 81H71V82H73ZM100 81H102V80H100ZM166 81H167V80H166ZM249 81H250V84H253V83H254V82L251 80V78H250ZM67 82H69V81L67 80ZM75 82H76V80H75ZM75 82H73V84H74L73 86H75L76 84H78L80 81H79V82H76V83H75ZM95 82H96V81H94V83H95ZM103 82H104V81H103ZM153 82H154V81H153ZM223 82H225V83H223ZM1 83H2V85H1ZM6 83H7V82H6ZM61 83L58 84V86H55L54 83H53L52 85L55 87V89H57V87H59V85H62ZM162 83H163L164 85H162ZM167 83H168V81H167ZM180 83H181V84H180ZM184 83H185V84H184ZM49 84H48V85H49ZM64 84H65V83H64ZM71 84H72V83H71ZM103 84H104V83H103ZM170 84H171V83H170ZM205 84H204V85H205ZM216 84H217V85L219 84V87H218ZM3 85H4V86H3ZM44 85H43V87H44ZM46 85H47V84H46ZM48 85H47V87H50V85H49V86H48ZM65 85H66V84H65ZM69 85H70V84H69ZM79 85H80V84H79ZM154 85H152V86H154ZM165 85H166V87H164ZM167 85H168V88H170V89L167 88ZM209 85H207V86H205V87L208 88ZM225 85H226V84H225ZM71 86H72V85H71ZM77 86H78V85H77ZM96 86H97V85H96ZM152 86H151V87H152ZM161 86H163V87H161ZM183 86L185 87L186 90L183 89V92H182V88H183ZM191 86H192V85H191ZM226 86H227V85H226ZM5 87H4V88H5ZM62 87H64V85H63ZM151 87H150V88H151ZM181 87H182V88H181ZM192 87H193V86H192ZM209 87H210V86H209ZM215 87H216L218 90L215 89ZM4 88H3V89H4ZM30 88H29V89H30ZM51 88H52V87H51ZM51 88H49V89L46 90V86H45V87H44V89H45L44 92L48 91V92H49L48 94H51L53 91L56 92L55 89L52 91L53 88H52V89H51ZM60 88H61V86H60ZM60 88H59V89H60ZM66 88H67V87H66ZM77 88H78V87H77ZM148 88H149V87H148ZM153 88H154V87H153ZM190 88H191V87H190ZM190 88H189V89H190ZM199 88H200V87H199ZM202 88H204V87L202 86ZM219 88L222 90V92H221V91L218 92V91L220 90ZM230 88H231V89H230ZM7 89H6L5 92L2 91V92H3V93H2L3 95H5V93H8ZM14 89H13V90H14ZM50 89H51L52 92L49 91ZM59 89H58V90H59ZM63 89H65V87H64ZM63 89H62V91H64ZM171 89L173 90L172 92H171ZM0 90H2V89L0 88ZM13 90H12V91H13ZM25 90H26V89H25ZM58 90H57V91H58ZM177 90H178L179 92L184 93V94H185L187 91H188V92L183 96V94H179V92H177ZM184 90H185V92H184ZM190 90H191V89H190ZM204 90H205L206 92H205ZM208 90H209V89H208ZM212 90H214V91H213L214 93L212 92ZM215 90H217L216 93H215ZM12 91H11V92H12ZM15 91L13 92L14 94H15ZM32 91H33V92H32ZM91 91H94V90H91ZM149 91H150V90H149ZM11 92H10V93H11ZM21 92H19V93H21ZM58 92H59V91H58ZM58 92H56V93H58ZM94 92H95V91H94ZM203 92H204V93H203ZM209 92H210V93H209ZM13 93H12V94H13ZM22 93L25 95L26 91H25V93H24V92H22ZM27 93H26V94H27ZM63 93H64V92H63ZM82 93H83V92H82ZM211 93H213L214 96H215V94H217V95L215 96V98H214V96H213ZM224 93H225V91L222 93V94L225 96ZM12 94H9V93H8V94H6V95H7V97H8V95L10 96V95H12ZM16 94H17V95H15V96H16V98H18L17 96L20 95V94H18V93H16ZM44 94H47V93H44ZM61 94H62V93H61ZM66 94H67V93H65L64 96H65ZM92 94H93V93H92ZM188 94H189V93H188ZM203 94H204V95H203ZM210 94H211V95H210ZM222 94H221V98L224 97V96H222ZM227 94H226V95H227ZM30 95H28V96H30ZM177 95H175V96H177ZM0 96H2V95L0 94ZM20 96H21V95H20ZM36 96H39V97L36 98ZM55 96H56V94H55ZM57 96H59V94H57ZM62 96H63V95H62ZM64 96H63V97H64ZM66 96H68V95H66ZM175 96H174V97H175ZM7 97H6V98H7ZM10 97H11V96H10ZM21 97H23V95H22ZM30 97H31V96H30ZM49 97H52V95H49ZM53 97H54V95H53ZM63 97H62L63 100L67 99V98H63ZM71 97H72V96H71ZM219 97H220V96H219ZM226 97H227V96H225V98H226ZM6 98H5V99L3 98L4 100H3V99L1 100V97H0V124H1V126H4V125H6V124L8 125V124H9V119H10V122H14L13 120H11V119H13V118H14V120H17V119H18L19 121H21V120H22L21 115H24L25 112L28 113V114H27L28 116H31V115H34L35 113H37V112H36V111H38L37 109H39V111H42V109H43L44 112H42V113H47V112H48V111H47L48 109H46V108L51 107L50 104H49V107L45 106V105H47V104L45 103V98H47L46 96L44 97V104H45V105H43V107H41V103H38V105H40V106H39L40 108L38 107V105L34 106L36 103H35V102H33L34 104L31 103L32 100H31L30 102H28V103H30V104H27V101L30 100V99H28L27 97H26V98L28 99L27 101H26V99H25V100L23 99V100H24V101H23L22 98L20 99V97H19L18 99L22 100L21 102H22V103H26V104H22V105H24V106L21 105V106H22V108H21L22 111H20V112L18 111L19 116H15V115H12L11 113H10V114H9V113L6 114V112L3 111V109L1 108V105L4 106V108H6V107L8 108V107H9V108L11 109L10 104H12V106H13V103H14V102H17L18 100H17V101H14V100H16V98L13 100V98H14L13 95H12V98L9 99V101L7 100L9 97H8L7 99H6ZM24 98H25V97H24ZM41 98H43V97H41ZM54 98H56V97H54ZM54 98H53L52 101H50V102L52 103V104H51L52 106H53ZM101 98H102V96H101ZM225 98H223V99H225ZM227 98H228V97H227ZM36 99H37V100H36ZM48 99H49V98H48ZM51 99H52V98H51ZM51 99H50V100H51ZM57 99H58V97H57ZM167 99H168V100H167ZM180 99H181V102H179ZM185 99H186V98H185ZM245 99H247L246 95H245ZM42 100H43V99H42ZM55 100H56V99H55ZM165 100H166V101H165ZM227 100H229V99H227ZM12 101H14V102L11 103ZM47 101H48V100H47ZM47 101H46V102H47ZM56 101H58V100H56ZM68 101H69V100H68ZM68 101L66 100L65 102H68ZM206 101H205V103H206ZM216 101H217V100H216ZM224 101H225V100H224ZM40 102H42V101H40ZM59 102L65 105V102H64V101L61 102V97H59ZM69 102H70V101H69ZM69 102H68V103H69ZM203 102H204V101H203ZM225 102H226V101H225ZM18 103H19V101L17 102V104H18ZM42 103H43V102H42ZM178 103H179V104H178ZM182 103H183V102H182ZM15 104H16V103H15ZM54 104H55V103H54ZM56 104H57V103H56ZM56 104H55V105H56ZM58 104H59V103H58ZM176 104H175V106H176ZM201 104H202V103H201ZM232 104H233V106H231L232 108L229 107V106L232 105ZM25 105H26L27 108L29 107L30 110H31V109H34V107H36V109L31 110L32 112L29 111V110L26 111L27 108L25 107ZM30 105H31L32 107H31ZM64 105H61V106L64 108ZM161 105H163V107H162ZM204 105L206 106V104H204ZM208 105H209V106H208ZM212 105H211V106H212ZM89 106H91V105H89ZM89 106H88V107H89ZM180 106H181V104H180ZM14 107H15V106H14ZM23 107H25V108L23 109ZM37 107H38V108H37ZM45 107H46V108H45ZM58 107H60V106H58ZM58 107H56V108H58ZM93 107H94V106H93ZM161 107H162V108H161ZM173 107H174V106H173ZM181 107H182V106H181ZM181 107H180V108H181ZM183 107H184V106H183ZM183 107H182V109L184 110ZM201 107H203V105H201ZM7 108H6V109H7ZM16 108H17V107H16ZM19 108H20V107H19ZM53 108H55V106L52 107V109H53ZM56 108H55V109H56ZM171 108H172V106H171ZM212 108H213V107H212ZM223 108L225 109V111H226V109L228 108L229 111L227 110V111L225 112ZM230 108H231V109H230ZM25 109H26V110H25ZM40 109H41V110H40ZM49 109H50V108H49ZM60 109H61V107H60ZM85 109H86V108H85ZM94 109H95V108H94ZM147 109H148V107H147ZM174 109H175V108H174ZM4 110H5V109H4ZM35 110H36V111H35ZM56 110H57V109H56ZM89 110H91V109H89ZM92 110H93V109H92ZM172 110H173V108H172ZM172 110H171V111H172ZM178 110L180 111V109H177V108H176V111H177V112H178ZM7 111H9V110H7ZM33 111H34L35 113H34ZM39 111H38V112H39ZM45 111H46V112H45ZM58 111L60 112L59 108H58ZM65 111H66V110H65ZM72 111H73V110H72ZM221 111H224V114H223V115H222L223 112H221ZM23 112H24V113H23ZM49 112H50V111H49ZM167 112H168V111H166L165 113H167ZM204 112H205V111H204ZM216 112H214L215 114H214V113H213V114L216 115ZM18 113L16 112V115H18ZM26 113H25V114H26ZM29 113H30V114H29ZM72 113H73V112H72ZM172 113H173V112H172ZM180 113H182V111H181ZM180 113L178 112L177 114L179 115ZM255 113H256V112H255ZM5 114H6V115H5ZM8 114H9V115H8ZM20 114H21V115H20ZM38 114H39V113H38ZM174 114H176V112H174ZM177 114H176V117H175V116H172V119H173L174 121H177L176 119H174V118H177V116H178ZM205 114H206V113H205ZM7 115H8L9 117H8ZM11 115H12L13 117H12ZM27 115H26V116H27ZM49 115H53V114H51V112H50ZM65 115H69V114H65ZM75 115H76V114H75ZM170 115H172V114H170ZM37 116H38V115H37ZM77 116H78V115H77ZM180 116H182V115H179L178 117L182 119V117H180ZM218 116H217L216 118H214V116H213V118L219 120V117H218ZM4 117H7V118L5 119ZM73 117H74V116H73ZM231 117H233V119H232ZM8 118H9V119H8ZM33 118H34V117H33ZM75 118H76V117H75ZM80 118H81V117H80ZM179 118H177V119H179ZM183 118H184V116H183ZM187 118H188V117H187ZM229 118H230V119H229ZM7 119H8V120H7ZM23 119H25V117H24ZM26 119H27V117H26ZM35 119H36V118H35ZM55 119H56V118H55ZM77 119H78V118H77ZM77 119H76V120H77ZM188 119H189V118H188ZM2 120H3V121H4V120H7L8 123L6 122V124H4ZM56 120H57V119H56ZM179 120H180V119H179ZM179 120H178V121H179ZM189 120H190V119H189ZM1 121H2V122H1ZM80 121H82V119H81ZM80 121H79V122H80ZM92 121H93V120H92ZM178 121H177V122H178ZM219 121H220V120H219ZM4 122H5V121H4ZM26 122H27V121H26ZM26 122H25V123H26ZM76 122H78V121H76ZM83 122H84V121L80 122V124H82ZM183 122H184V121H183ZM15 123H16V122H15ZM15 123H14V124L12 123V124H11V127H9V126H7V125H6V127H0V132H2L4 129H5V130H4L3 132H5V131L7 130V128H8V129H9V128H12V130L9 129V130H10V133H11L12 135H11V134H7V135H6V133H7V131H8V130H7L5 133L2 132V133H3V136L6 135V136L8 137V135H11V136L13 137V136L15 135V136H19V137H20L18 129H20L21 127L19 128L18 125L20 126L21 124H23V122L21 121V124H18V121H17V124H18L17 126L15 125ZM174 123H175V122H174ZM178 123H179V122H178ZM218 123H219V122H218ZM229 123H228V124H229ZM2 124H3V125H2ZM28 124H30V123H28ZM76 124H77V123H76ZM80 124L78 123V125H80ZM188 124H189V123H188ZM246 124H247V125H246ZM30 125H31V124H30ZM73 125H75V124H73ZM177 125L179 126V124H177ZM185 125H186V127H189V126H187V124H185ZM189 125H190V124H189ZM225 125H226V124H225ZM15 126H16L18 129H16ZM21 126H23V125H21ZM70 126H71V125H70ZM174 126H176V124H174ZM24 127H26V126H24ZM72 127H73V126H72ZM76 127H77V126H76ZM89 127H90L89 131H90V130L92 131V129H91L92 127L88 125L87 128H89ZM179 127H180V126H179ZM179 127H176V129L179 128ZM186 127H185V129H186ZM2 128H4V129L2 130ZM14 128H15V129H14ZM48 128H49V127H48ZM22 129H23V128H22ZM31 129H32V128H31ZM31 129H30V130H31ZM35 129H36V128H35ZM41 129H42V128H41ZM41 129L39 130V132H41ZM43 129H44V128H43ZM53 129H54V128H53ZM76 129H77V128H76ZM94 129L96 130V128H94ZM176 129H175V130H176ZM181 129H182V128H181ZM228 129H229V128H227L226 130H228ZM36 130H37V129H36ZM44 130H45V129H44ZM51 130H52V128H51ZM177 130H178V129H177ZM230 130H229V131H230ZM12 131H14V132L12 133ZM23 131H24V129H23ZM28 131H29V130H25L24 133H26V132H28ZM31 131H33L34 133H36L34 130H31ZM48 131H50V130H48ZM48 131H47V132H48ZM97 131H98V130H97ZM179 131H181V130L179 129V130H178V133H180ZM229 131H228V132H229ZM20 132L23 133L21 130H20ZM43 132H44V131H43ZM63 132L66 133V131H62L61 133L59 132L60 134H59L58 132H57V133H58L61 137L63 136V137L65 138L66 134H63V135H62ZM67 132H68V131H67ZM76 132H77V131H76ZM76 132L74 131L75 134H76ZM78 132H79V131H78ZM78 132H77V133H78ZM95 132H96V131L93 130V131L90 132V133H91V134H94ZM8 133H9V132H8ZM21 133H20V134H21ZM24 133H23V134H24ZM28 133H30V131H29ZM31 133H32V132H31ZM34 133H33V135H35ZM37 133H38V131H37ZM37 133H36V134H37ZM48 133H49V132H48ZM57 133H53V132H52V134H51V132H50V135H51V136H52L53 134L56 135ZM69 133H73V132H68V134H69ZM74 133H73V134H74ZM13 134H14V135H13ZM17 134H18V135H17ZM58 134H57V135H58ZM75 134H74V135H75ZM84 134H86V133H84ZM1 135H2V134L0 133V138L3 137V136L1 137ZM21 135H22V134H21ZM26 135H27V134H26ZM29 135H31V134H29ZM44 135H45V134H44ZM50 135H48V136H50ZM57 135H56V137H57ZM177 135H178V134H177ZM234 135H235V134H234ZM234 135H233V136H234ZM240 135H241V136H240ZM15 136H14V137H15ZM31 136H32V135H31ZM38 136H39V135H38ZM60 136H59V137H60ZM72 136H73V135H72ZM76 136L78 137V135H76ZM88 136L90 137L91 135H88ZM231 136H232V135H231ZM12 137H9V138H12ZM25 137H26V136H25ZM56 137L54 136V138H56ZM63 137H62V138H63ZM3 138H5V137H3ZM16 138H17V137H16ZM27 138H28V137H27ZM40 138H41V137H40ZM62 138H60V139H62ZM13 139H14V138H13ZM20 139H24V138H21V137H20ZM34 139H35V138H33V140H34ZM57 139H58V138H57ZM203 139H204V138H203ZM233 139H234V138H233ZM0 140H1V139H0ZM17 140H19V139H17ZM25 140H26V139H25ZM25 140H24V141H25ZM30 140H31V139H30ZM204 140H205V139H204ZM209 140H210V139H209ZM209 140H207V141H209ZM2 142H4V141L2 140ZM2 142H1L0 144H2L3 147H4V145L6 144V142H4L5 144H3ZM16 142H17V141H16ZM18 142H19V141H18ZM32 142H34V141H32ZM235 142H234V144H235ZM7 143H8V142H7ZM206 143H207V142H206ZM9 144H10V143H9ZM38 144H39V143H38ZM207 144L209 145V143H207ZM211 144H212V143H211ZM213 144H214V143H213ZM219 144H220V143H219ZM219 144H218V148H220V147H219ZM2 145H0V146L2 147ZM7 145H8V144H7ZM17 145H18V144H17ZM180 145H181V144H180ZM10 146H11V144H10ZM21 146H22V145H21ZM33 146H35V145H33ZM233 146H235V145H233ZM1 147H0V151H2L1 149H3V147H2V148H1ZM8 147H9V145H8ZM37 147H38V146H37ZM40 147H41V146H40ZM211 147H212V145H211ZM10 148H11V147H10ZM38 148H39V147H38ZM38 148H37V149H38ZM181 148L184 150L186 147L181 145ZM212 148H213V147H212ZM221 148H222V147H221ZM238 148H239V147H238ZM5 149H6V148H5ZM17 149H18V148H17ZM19 149H20V148H19ZM23 149H24V148H23ZM34 149H35V148H34ZM39 149H40V148H39ZM182 149H181V150H182ZM9 150H10V149H9ZM11 150H12V149H11ZM40 150H41V149H40ZM204 150H206V149H204ZM207 150H208V149H207ZM7 151H8V150H7ZM18 151H19V150H18ZM24 151H25V150H24ZM37 151H38V150H37ZM2 152H4V151H2ZM5 152H6V151H5ZM8 152H9V151H8ZM19 152H20V151H19ZM19 152H18L19 155H15L16 158L22 154V153H19ZM41 152H42V151H41ZM9 153H10V152H9ZM9 153H8V154H9ZM16 153H17V151H16ZM8 154H7V155H8ZM14 154H15V152H14ZM222 154L224 155L223 158L225 159V161H227L228 155L225 154V153H222ZM0 155H1V154H0ZM2 155H3V156L0 157L1 160H2L3 157H4V154H2ZM12 155H13V154H12ZM15 156H14V160H16V159H15ZM7 157H9V156H7ZM20 157H22V155H21ZM10 158H11V157H10ZM8 159H9V158H7V160H8ZM12 159H13V158H12ZM17 159H18V158H17ZM19 159H20V161H21V158H19ZM23 159H24V158H23ZM23 159H22V160H23ZM24 160H25V159H24ZM3 161L5 162L6 159L3 160ZM3 161H2V162H3ZM20 161L17 160V161H15V162H18V163L20 164V163H21ZM8 162H9V161H8ZM10 162H11V161H10ZM22 163H23V162H22ZM22 163H21V164H22ZM12 164H14V163L12 162ZM19 164H18V166H19ZM5 165H7V164H4V165L1 164L2 167H5ZM16 165H17V164H16ZM18 166H17V167H18ZM7 167H8V166L5 167V170H6ZM17 167H16V168H17ZM20 167H21V166H19V168H20ZM22 167H23V166H22ZM16 168H15V169H16ZM19 168H18V169H19ZM262 168H263V167H262ZM18 169H16V171H17ZM21 170H22V169H21ZM2 171H3V172H2ZM36 171H37V170H36ZM259 171H260V169H259ZM259 171H258V172H259ZM261 171H262V170H261ZM261 171H260V173H261ZM5 172H7V171H5ZM5 172H4V170H3L2 168L0 169V199H2V196H3L2 193H3V191L5 190L4 187L7 186V182L10 183V181H7V180H6L7 177L10 179V176H9V174H8L9 171L7 172V175H8V176L6 175ZM18 172H20V171H19V170L17 171V173H16L17 175H19V176H23L22 174H19ZM12 173H13V172H12ZM14 174H15V173H14ZM16 174H15V177H16ZM39 174H40V173H39ZM5 176H6V177H5ZM13 176H14V175H13ZM13 176H12V177H13ZM19 176H17V177H19ZM38 176H39V175H38ZM258 176H259V174H258ZM12 177H11V179H12ZM40 177H41V176H40ZM5 178H6V179H5ZM21 178H22V177H21ZM23 178H24V176H23ZM9 179H8V180H9ZM261 179H262V178H261V175H260V179H259V182H260V183H262V181H263V180L261 181ZM17 180H18V182H16V183L21 184V182H20V177H19ZM5 181H6V182H5ZM14 181H15V180H14ZM21 181H24V180L21 179ZM11 182H12V181H11ZM5 183H6V184H5ZM16 183H15V184H16ZM22 183H23V182H22ZM238 184H239V183H236V184H235V189H236V190H238L239 187H240ZM8 185H9V184H8ZM261 185H262V184H261ZM9 186H10V185H9ZM11 186H12V185H11ZM19 186H22V185H19ZM7 187H8V186H7ZM16 187H17V186H16ZM17 188H18V187H17ZM22 188H23V186H22ZM242 188H243V187H242ZM242 188H241V189H242ZM89 189H90V188H89ZM8 190H9V188H8ZM17 191H18V189H17ZM17 191H14V192H17ZM90 191H94L93 188H92V186H91V190H90ZM5 192H6V191H5ZM239 192H240V191H239ZM12 193H13V191L11 192V195H12ZM91 193L93 194L94 192H91ZM15 194L18 195V194H21V192L18 191L17 193H13V196H14ZM241 197H242V196H241ZM14 198H15V197H14ZM3 200H5V199L3 198ZM257 200H259V199L257 198ZM11 201H12V200H11ZM7 202L9 203V201H7ZM13 202H14V201H13ZM5 203H6V202H5ZM5 203H0V263L3 262V263H1V264H18V263H19L18 260H20V259H21V260L24 259V261H27V260H25V259H28V258L33 257V256H34V257H41L43 254H42V255H39V251H38V249H37L36 246H35L34 248H33V246H32V248H30V247L26 248V247L24 246V247L26 248V250L23 249V245H26V244H25L26 241L24 240V239L26 238V237L24 238V236H26V235H23V228H22V226L20 225V224H21V223H20V220H18V219H19L18 217L21 215V213H22L23 210L19 209L20 207H19V205H17L18 203L16 204V205L19 207V208L16 207V208H17V211L13 209V208H14L13 205H14V203H16V202H14L13 205H11L12 207H7V206H5ZM6 204H7V203H6ZM16 205H15V206H16ZM8 206H9V205H8ZM22 215H23V213H22ZM72 218H73V217H72ZM80 218H81V217H80ZM82 219H85V218H82ZM71 220H72V219H71ZM86 220H87V219H86ZM86 220H84V221H86ZM98 220H99V219H98ZM73 221H74V224L76 223V225H78V224L80 223L81 219H80V221H79V217H77V216L75 215L74 218H73ZM73 221H72V222H73ZM99 221H100V220H99ZM102 221H103V220H102ZM70 222H71V221H70ZM72 222H71V223H72ZM88 222H89V221H87L86 223H88ZM96 222H97V220H96ZM100 222H101V221H100ZM92 223H93V222H92ZM97 223H98V222H97ZM104 223H105V222H104ZM104 223H103V224H104ZM127 223L130 225V224H131V223H130V220L127 221ZM72 224H73V223H72ZM80 224H81V226H82V224H84V223H80ZM88 224H89V223H88ZM93 224H94V223H93ZM121 224H122V222H121ZM76 225H75V226H76ZM91 225H92V224H91V222H90V227H91ZM96 225H97V227H100V226H98V225H102V224L99 223V224H96ZM96 225H95L94 227H96ZM79 226H80V225H78V227H79ZM85 226H86V225H85ZM87 226H88V225H87ZM102 226H103V225H102ZM83 227H84V226H83ZM92 227H93V226H92ZM76 228H77V227H76ZM76 228H75V229H76ZM100 228L102 229L103 227H100ZM31 229H32V228H31ZM77 229H79V228H77ZM96 229H97V228H96ZM34 231H35V230H34ZM79 231H80V230H79ZM79 231H78V232L75 231V232H77L76 234H78ZM87 231H89V230H87ZM24 232H25V231H24ZM29 232H30V230H29ZM31 232L33 233V231H31ZM35 232H36V231H35ZM83 232H84V231H83ZM100 232H101V230H100ZM25 233H26V232H25ZM25 233H24V234H25ZM37 233H39V232H37ZM37 233H35V234H37ZM84 233H86V231H85ZM89 233H91V232H89ZM26 234H27V233H26ZM33 234H34V233H33ZM33 234H30V235H33ZM35 234H34V235H35ZM97 234H100V233L97 232ZM34 235H33V236H34ZM80 235H81V234H80ZM89 235H90V234H89ZM90 236H91V235H90ZM27 237H28V236H27ZM98 237H99V236H98ZM92 238L95 240L96 237L92 235ZM261 238L264 239L263 236H262ZM99 239H100V237H99ZM26 240H27V239H26ZM100 240H101V239H100ZM56 241H57V240H56ZM56 241H55V242H56ZM75 241H76V240H74V242H75ZM91 241H92V240H91ZM112 241H113L112 238H111V239H110V238L108 239V242H109V243H111ZM24 242H25V243H24ZM55 242H53L54 244H53V243H50V244H53V245L55 246V244H56ZM58 242H59V241H58ZM58 242H57V244H58ZM74 242H73V243H74ZM96 242H97V239H96ZM99 242H100V241H99ZM99 242H98V243H99ZM69 243H70V242H69ZM69 243H68V246H69ZM84 243H85V242H84ZM88 243H89V242H87V244H84V245H88ZM92 243H94V242H92ZM92 243H91V244H92ZM261 243H262V242H261ZM60 244H61V243H60ZM62 244H63V243H62ZM65 244H66V243H64V245H65ZM71 244H72V243H71ZM43 245H44V244H43ZM48 245H49V244H48ZM89 245H90V244H89ZM30 246H31V245H30ZM40 246H42V245H40ZM51 246H52V245H51ZM58 246H59V244H58ZM60 246H62V245H60ZM68 246H66V248H67ZM73 246H74V245H73ZM77 246H79V244H78ZM77 246H76V248L79 249V250H83L84 247H86V246H84V247H79V248H78ZM93 246H94V245H93ZM95 246H96V245H95ZM97 246H98V244H97ZM52 247H53V246H52ZM89 247H90V246H89ZM89 247H88V248H89ZM44 248H47V244H46V247H44ZM49 248H50V247H49ZM70 248H72V247H70ZM70 248H69V249H70ZM82 248H83V249H82ZM86 248H87V247H86ZM91 248H92V247H91ZM39 249H40V251H42L41 248H39ZM42 249H43V247H42ZM60 249H61V248H60ZM60 249H59V250H60ZM96 249H97V248H96ZM57 250H58V249H57ZM79 250H78V252H80ZM64 251H65V253H66L65 247H64ZM70 251H71V250H70ZM72 251H73V250H72ZM74 251H75V250H74ZM85 251H87V250H85ZM91 251H94V248H93V250H91ZM95 251H96V250H95ZM44 252H46V251L44 250ZM61 252H63V249H62ZM68 252H69V251H68ZM76 252H77V250H76ZM96 252H97V251H96ZM59 253H60V252H59ZM72 253H73V252H72ZM82 253H83V252H82ZM82 253H79V254H81V256H82ZM85 253H86V252H85ZM87 253L90 254L91 252L88 251ZM92 253H93V252H92ZM97 253H99V252H97ZM121 253H122V252L119 251L118 254L121 255ZM135 253L137 254V252H135ZM135 253H134V252H131V253L129 252V254H127V255H129V258H127L128 256L125 255V254L123 253L125 256L122 255V258L125 257V260H126V261H125V264H140V263H137V262L140 261V260L137 259V260H138L137 262H136V260H135L136 257H137V256L135 255ZM31 254H32V255H31ZM76 254L78 255V253H76ZM76 254H75V255H76ZM44 255H45V254H44ZM58 255H59V254H58ZM60 255L62 256L63 254H60ZM64 255H65V254H64ZM69 255H70V253H69ZM77 255L74 256V257H77ZM91 255H92V254H91ZM119 255H118V256H119ZM130 255H132V256L130 257ZM134 255H135V256H134ZM65 256H66V255H65ZM65 256H64L63 258H65ZM71 256H72V254H71ZM83 256H84V255H83ZM94 256H95V255H94ZM94 256L92 255L91 257L94 258V259H98V260H99V258H95L97 255H96L95 257H94ZM98 256H99V255H98ZM98 256H97V257H98ZM108 256H109V255H108ZM126 256H127V257H126ZM58 257H59V256H57V258H58ZM68 257H69V256H68ZM78 257H80V255H78ZM84 257H85V256H84ZM87 257H88V256H87ZM89 257H90V256H89ZM91 257H90V258H91ZM100 257H101V256H100ZM103 257H104V256H103ZM103 257H102V258H103ZM106 257H107V255H106L103 259H105ZM134 257H135V258H134ZM61 258H62V257H61ZM61 258H60V261L62 260ZM90 258H89V259H90ZM102 258H101V260H102ZM113 258H114V257H113ZM126 258H127V259H126ZM133 258H134L135 262H133ZM3 259H6L7 261H5V260H3ZM35 259H37V258H35ZM66 259H68V258L66 257ZM66 259H65V260H66ZM72 259H73V258H72ZM78 259H79V258H78ZM80 259L83 260L82 257H80ZM80 259H79V261H80ZM89 259L87 258V260H89ZM107 259H109V258H107ZM110 259H112V258H110ZM31 260H32V259H31ZM31 260H30V262H31ZM56 260H57V259H56ZM56 260H55V261H56ZM63 260H64V259H63ZM70 260H71V259H70ZM82 260H81V261H82ZM4 261H5V262H4ZM22 261H23V260H22ZM28 261H29V260H28ZM58 261H59V259H58ZM67 261H69V260H67ZM67 261H66V262H67ZM77 261H78V260L76 259V262H77ZM85 261H86V260L84 259V261H83L84 263H83V264H87V263H88V261H87V262H85ZM96 261H97V260H96ZM107 261H108V260H107ZM16 262H18V263H16ZM56 262H57V261H56ZM61 262H62V261H61ZM72 262L74 263V262H75V259H74V261H72ZM72 262H71V263H72ZM89 262H90V260H89ZM94 262H95V261H93V263H94ZM22 263H23V262H22ZM25 263H27V262H25ZM57 263H58V262H57ZM59 263H60V262H59ZM71 263H70V264H71ZM73 263H72V264H73ZM90 263H91V262H90ZM90 263H89V264H90ZM93 263H91V264H93ZM123 263H124V262H123ZM20 264H21V262H20ZM30 264H31V263H30ZM32 264H33V263H32ZM34 264H37V263H34ZM38 264H39V263H38ZM44 264H46V263H44ZM60 264H61V263H60ZM62 264H63V262H62ZM65 264H66V263H65ZM67 264H68V262H67ZM74 264H76V263H74ZM81 264H82V263H81ZM103 264H107V263H106V262H103ZM108 264H111V263H108ZM144 264H145V263H144Z\"/></svg>","mask_w":264,"mask_h":264}]
</instances>
